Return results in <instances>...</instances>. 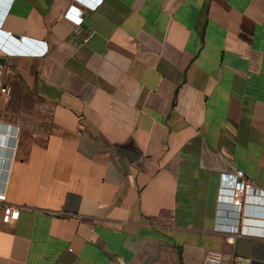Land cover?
I'll use <instances>...</instances> for the list:
<instances>
[{"label": "crops", "instance_id": "obj_1", "mask_svg": "<svg viewBox=\"0 0 264 264\" xmlns=\"http://www.w3.org/2000/svg\"><path fill=\"white\" fill-rule=\"evenodd\" d=\"M94 2L0 0V82L42 107L0 94V264H264L263 216L215 228L221 173L264 190V0Z\"/></svg>", "mask_w": 264, "mask_h": 264}, {"label": "built area", "instance_id": "obj_2", "mask_svg": "<svg viewBox=\"0 0 264 264\" xmlns=\"http://www.w3.org/2000/svg\"><path fill=\"white\" fill-rule=\"evenodd\" d=\"M99 2L89 5L91 8H96ZM82 5H72L67 13V17L72 18L76 24L83 22L84 9ZM5 33L7 36L14 35L12 31ZM19 39L25 41L27 36H21ZM0 94L8 99L11 95V87L0 82ZM251 197L254 200L250 199ZM257 198L260 199V202H257ZM247 206L255 208V211L250 212L249 216L246 215ZM260 208L264 209V190L259 188L243 170L238 169L234 172L220 174L215 222L217 230L236 235L250 233L245 232L244 220L246 218L263 219L264 214L260 212ZM0 214L2 222L7 225L13 224L20 218V208L9 200L6 183L0 185ZM240 259L241 256L234 258L237 264H240ZM224 260L225 254L216 250H209L204 256L206 264H222Z\"/></svg>", "mask_w": 264, "mask_h": 264}, {"label": "rangeland", "instance_id": "obj_3", "mask_svg": "<svg viewBox=\"0 0 264 264\" xmlns=\"http://www.w3.org/2000/svg\"><path fill=\"white\" fill-rule=\"evenodd\" d=\"M7 100L8 101L6 102L8 105H11L16 100L18 102V105H15V107H19L22 110L21 113L22 112L26 113L30 111H38L39 113H41L42 111L40 102L37 99H35L32 95L28 94L27 92L19 91L17 93V96H15L14 98L13 91H12V94Z\"/></svg>", "mask_w": 264, "mask_h": 264}, {"label": "water", "instance_id": "obj_4", "mask_svg": "<svg viewBox=\"0 0 264 264\" xmlns=\"http://www.w3.org/2000/svg\"><path fill=\"white\" fill-rule=\"evenodd\" d=\"M6 62V58L5 57H0V63L4 64Z\"/></svg>", "mask_w": 264, "mask_h": 264}, {"label": "snow or ice", "instance_id": "obj_5", "mask_svg": "<svg viewBox=\"0 0 264 264\" xmlns=\"http://www.w3.org/2000/svg\"><path fill=\"white\" fill-rule=\"evenodd\" d=\"M82 2H85V0H82ZM95 2H96V3H98V2H99V0H95Z\"/></svg>", "mask_w": 264, "mask_h": 264}]
</instances>
